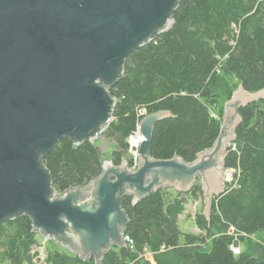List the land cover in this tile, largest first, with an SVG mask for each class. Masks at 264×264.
<instances>
[{"label": "water", "instance_id": "95a60500", "mask_svg": "<svg viewBox=\"0 0 264 264\" xmlns=\"http://www.w3.org/2000/svg\"><path fill=\"white\" fill-rule=\"evenodd\" d=\"M180 0H0V223L28 214L34 231L98 263L125 245L129 221L124 194L139 202L153 190L190 192L198 179L211 217L212 200L225 188L226 155L236 139L239 108L264 98V88L243 84L224 103L221 131L193 162L153 159L151 139L169 110L146 114L137 168L103 158L102 173L87 185L52 192L43 158L64 136L93 141L113 120L109 92L124 59L166 31Z\"/></svg>", "mask_w": 264, "mask_h": 264}, {"label": "trees", "instance_id": "16d2710c", "mask_svg": "<svg viewBox=\"0 0 264 264\" xmlns=\"http://www.w3.org/2000/svg\"><path fill=\"white\" fill-rule=\"evenodd\" d=\"M171 17L166 31L127 55L119 81L109 89L117 104L105 132L116 142L111 155L116 165L130 160L128 137L140 120L159 110L171 115L156 122L150 156L193 162L220 134L224 106L218 117L212 110L220 97L227 101L241 83L248 91L264 88V0H180ZM141 109L146 113L140 115ZM239 113L225 159L234 175L213 198L210 219L203 212L196 216L200 233L180 227L185 193L172 196L163 187L135 204L124 194L120 207L129 219L124 236L133 244L113 246L98 263L94 255L84 260L51 248L48 264H264V238L240 253L233 249L246 236L264 232V98L241 106ZM103 160L95 141L76 143L66 135L43 165L52 192L63 193L99 176ZM199 180L187 193L203 195ZM37 241L30 215L6 218L0 223V264H35Z\"/></svg>", "mask_w": 264, "mask_h": 264}, {"label": "rangeland", "instance_id": "374dc122", "mask_svg": "<svg viewBox=\"0 0 264 264\" xmlns=\"http://www.w3.org/2000/svg\"><path fill=\"white\" fill-rule=\"evenodd\" d=\"M224 103H225L224 98L221 96L220 101L212 106V110L214 114H216L217 117L220 116V108H221V105L224 106ZM95 142L99 148L102 158L104 157L111 158L113 151L116 149L115 140L112 139L111 137H108L106 135V132H102L97 136V138L95 139ZM233 175H234V169H227V172L225 174L226 179H228L229 181L232 180ZM169 192L170 194H172V196L177 195V191H175L173 188H170ZM183 196L186 199V204H185V210L181 213L179 217L180 227L183 231L200 233L201 230L199 229L196 223V216L200 212H203V208L205 206L204 197L203 195H200L199 193H187V194L185 193L183 194ZM262 238H264V232L254 234L251 236H246V238H244V241L239 242V247L240 249L246 248V247L248 248L249 243L253 244V242L255 243L257 241H261ZM56 243L57 242L53 240L45 239L38 235L37 245L39 246L41 250L40 255L42 257V260H44L47 264H48V261H47L48 252L50 251L51 248H58L63 251H67V252L70 251L74 253L71 249L63 246L60 243H57V244Z\"/></svg>", "mask_w": 264, "mask_h": 264}, {"label": "built area", "instance_id": "2783aa9c", "mask_svg": "<svg viewBox=\"0 0 264 264\" xmlns=\"http://www.w3.org/2000/svg\"><path fill=\"white\" fill-rule=\"evenodd\" d=\"M145 113H146L145 109H141L139 111L140 115H143ZM139 123H138L137 129L133 133H131L130 136L128 137V143H129L128 157L131 160V161L129 160L130 161V166L133 169L137 168V164H138V149H139L141 140L143 139V135L140 134V131H139ZM107 128H108V126H107ZM107 128H105L104 130H102L99 133H97V135L95 136V138H94V140L92 142L95 141V139L97 138V136L100 133L105 132L107 130ZM233 147H235V146H233ZM50 240H52V239H50ZM125 240L128 241L129 243L133 244L132 238L127 236V235H125ZM37 243H38V241L35 244H33V246H32V252L36 254V256L34 258L35 264H47L44 260H42V257L40 255L41 250H40L39 246L37 245ZM33 247H34V249H33ZM233 249H234V251L236 253H240V251H241L239 245H236V246L234 245Z\"/></svg>", "mask_w": 264, "mask_h": 264}]
</instances>
